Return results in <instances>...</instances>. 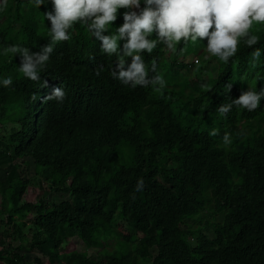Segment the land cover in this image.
I'll return each mask as SVG.
<instances>
[{"label": "trees", "instance_id": "trees-1", "mask_svg": "<svg viewBox=\"0 0 264 264\" xmlns=\"http://www.w3.org/2000/svg\"><path fill=\"white\" fill-rule=\"evenodd\" d=\"M51 9L4 0L0 46L38 52ZM70 31L41 70L46 87L23 77L18 55L0 57V77L13 81L0 87V127L10 124L0 136V264H264V99L252 112L216 114L248 87L264 88V25L250 29L262 51L255 64L242 40L228 63L202 58L215 62L212 78L185 63L204 51L195 43L170 58L159 43L141 53L156 66L149 76L166 81L159 92L120 84L110 75L115 57L83 25ZM187 65L192 79L181 75ZM61 85L62 103L43 102ZM17 162L32 164L35 187Z\"/></svg>", "mask_w": 264, "mask_h": 264}, {"label": "clouds", "instance_id": "clouds-1", "mask_svg": "<svg viewBox=\"0 0 264 264\" xmlns=\"http://www.w3.org/2000/svg\"><path fill=\"white\" fill-rule=\"evenodd\" d=\"M34 8L51 3V11L43 14V20L50 22L47 29L49 42L38 52H30L28 47L20 44L0 46V57L19 56L18 71L31 81L41 82V70L50 59L54 45L71 38V29L79 23L87 33L100 42V52L115 57L110 75L120 84L135 89L151 87L159 92L166 86L161 75L149 76L155 72V64L149 69L143 61L141 53H151L157 44L164 45L170 51H177L178 44L203 41L207 53L218 57L220 61L229 62L242 40L249 48L258 43L259 37L250 34L254 24L264 25V0H30ZM4 0H0V5ZM143 5V7H141ZM119 9L123 23L112 28L117 20ZM110 29H113L110 31ZM211 29V31H210ZM109 33L105 35L104 33ZM155 34V38H150ZM118 42H123L118 45ZM201 44V43H200ZM179 51H183L181 47ZM260 48H253L250 53L253 64L261 57ZM131 62L128 63V58ZM198 59H193L196 65ZM100 68L97 71H102ZM264 79V76L258 80ZM12 78L0 77V87L12 84ZM224 94L231 90V83L224 86ZM63 86H57L53 92L43 98V102L56 101L62 103L65 98ZM264 99V88L257 91L248 87L237 99L223 102L216 109V114L226 116L233 107L252 112ZM210 136L217 135L216 129L209 131ZM222 144H231L230 135L225 133ZM144 188V181L139 178L134 192Z\"/></svg>", "mask_w": 264, "mask_h": 264}, {"label": "rangeland", "instance_id": "rangeland-1", "mask_svg": "<svg viewBox=\"0 0 264 264\" xmlns=\"http://www.w3.org/2000/svg\"><path fill=\"white\" fill-rule=\"evenodd\" d=\"M211 30V29H210ZM192 43H195V45L200 49V47H203L204 45V40L203 41H200V43L198 42H192ZM202 49V48H201ZM202 50L204 51H201L198 53V55L196 54V51L195 50H192V54L189 55V57L185 60L186 64L187 63H191L193 61V59H198V63L200 64L199 67L202 69L204 68V70L199 74V77L201 79H206V78H212L215 76L216 74V65H215V62H208V63H205L202 58H206L208 56H211L210 54L207 53L206 49L203 48ZM173 54V51H170L167 49V56L168 58H170ZM196 54V55H195ZM193 68L191 65H187L183 71L181 72V75H184L186 78H193L194 77V73H193ZM10 124H6L4 125L3 127H0V136H3L6 132L9 131V127ZM19 165H20V169H19V172L22 174V176L26 179H29L31 184L33 187L36 186V179L34 178V174H33V166L32 164L28 165L27 167H24L22 165V162H17ZM2 172V171H1ZM65 198V197H64ZM116 233H120L122 232V229L120 227V224H118V229L114 230ZM114 232V233H115ZM126 233H129L128 231H125Z\"/></svg>", "mask_w": 264, "mask_h": 264}]
</instances>
